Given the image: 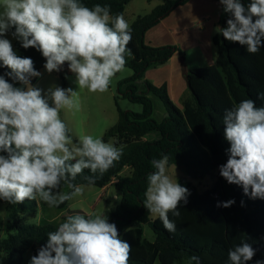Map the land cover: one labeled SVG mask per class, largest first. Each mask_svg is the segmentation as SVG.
Here are the masks:
<instances>
[{
	"label": "clouds",
	"instance_id": "1",
	"mask_svg": "<svg viewBox=\"0 0 264 264\" xmlns=\"http://www.w3.org/2000/svg\"><path fill=\"white\" fill-rule=\"evenodd\" d=\"M230 14L226 27H216L225 40L246 46L255 54L264 47V0H219ZM24 49L35 48L47 72H59L65 64L74 74L77 90L50 86L46 92L31 83L40 73L29 57L16 54L9 30ZM132 29L122 14L110 7H88L81 0H0V199L12 204L41 200L58 207L83 194L76 178L84 170L88 186H94L124 152L125 145L102 136L84 134L74 144L61 112H78V90L91 93L109 90L113 78L133 54L127 46ZM11 78L12 83L5 77ZM20 86L17 87L15 84ZM224 136L230 144L228 159L220 175L243 188L250 198L264 199V107L244 99L223 116ZM147 176L144 207L158 217L170 233L176 225L168 213L179 217L181 202L187 204L189 190L168 174L169 157L153 159ZM65 185L70 192L60 191ZM119 201V194L113 195ZM234 200L218 203L230 207ZM103 212L69 215L55 231L47 233V244L31 257L30 264H129L131 245L120 238L117 227ZM255 249L241 242L229 250L231 264H247ZM188 264H200L191 256ZM264 264V261H256Z\"/></svg>",
	"mask_w": 264,
	"mask_h": 264
},
{
	"label": "trees",
	"instance_id": "2",
	"mask_svg": "<svg viewBox=\"0 0 264 264\" xmlns=\"http://www.w3.org/2000/svg\"><path fill=\"white\" fill-rule=\"evenodd\" d=\"M131 1L81 0L88 7L107 5L112 15H124ZM162 1L150 14L139 16L130 26L132 39L127 47L133 55L126 57L125 67L132 69L133 74L120 81L118 90L123 97L142 105V111L119 110L117 124L103 139L113 140L117 146L125 145L124 152L94 186L111 185L121 194L119 205L111 213V223L116 225L120 238L131 245L129 264H184L193 255L199 257L200 264H231L229 250L241 242L255 249V256L247 264H256L258 260L264 261V199L250 198L241 186L229 184L220 175L219 168L226 163L230 148L224 136L225 111L249 98L257 107H264V47L252 54L246 46L225 40L222 34L215 36L216 64L186 71L189 92L180 109L171 100L166 85L157 87L144 79L149 69L166 64L177 52L185 58L184 50L177 46L155 47L146 42L148 30L190 0ZM241 3L247 7L250 0H241ZM229 18L230 14L224 12L221 28L227 26ZM13 31L8 33L12 35ZM14 45L20 52L18 56L31 58L37 71L46 63L39 51L24 49L15 37ZM8 71L0 67V75ZM5 78L12 83L11 78ZM151 96L161 99L168 110V115L160 121L153 117L155 108ZM152 134L157 137L153 138ZM165 154L169 165L183 168L187 178L179 183L190 192L187 204L181 202L179 217L168 213L176 225L174 233L167 231L158 217L152 219L143 205L147 176L154 171L151 161ZM126 170L129 172L124 175ZM90 175L86 169L74 183L88 186L85 177ZM208 178L213 184L200 190L195 183ZM229 200L235 203L230 207L217 206ZM0 201L8 210L7 219L0 226V264L4 260L7 264H24V255L29 250L33 256L37 255L47 244V233L55 231L57 226L26 221V214L38 212L37 200L26 199L19 204ZM69 202L58 208L66 207ZM144 224L152 229L153 240L145 236Z\"/></svg>",
	"mask_w": 264,
	"mask_h": 264
},
{
	"label": "rangeland",
	"instance_id": "3",
	"mask_svg": "<svg viewBox=\"0 0 264 264\" xmlns=\"http://www.w3.org/2000/svg\"><path fill=\"white\" fill-rule=\"evenodd\" d=\"M162 3V0H133L128 4L123 16L131 26L135 23L139 16L150 14ZM4 38L11 41L14 51L17 55H19L20 52L14 45V37L7 33ZM132 74V69L125 67L121 73H118L113 78L109 90L104 93H91L87 91V89L78 90L81 104L80 110L78 112H61V118L67 123L69 135L72 137L74 144L78 143L79 136L84 134L102 136L103 138L105 133L117 124L119 119V110H131L134 112L142 111V105L131 102L129 99L123 97L118 90L120 81L130 77ZM74 81V74L68 70L66 64V66H64L59 72H47L46 74L40 76L35 84V87L41 88L44 92H46L50 86H60L65 89L71 87L73 90H77V86ZM122 88L124 89V87ZM153 100L155 108L153 117L160 121L168 115V110L161 99L154 97ZM152 136L153 138L157 137L155 134H152ZM0 155L5 154L0 153ZM128 172L129 170H126L124 175L128 174ZM168 174L173 178L176 176L178 182L187 178L183 168L179 165H169ZM195 184L200 190H205L213 184V180L208 178ZM83 186V194L74 197L64 208L50 207L45 202L37 199L38 212L35 215L26 214V221L38 224L51 223L58 227V225L62 223L71 213L77 214L84 212L87 214H95L103 212L106 209L105 215L111 223V213L116 209L121 200L117 201L113 195L119 194L121 197V194L114 186H109L104 189L97 186ZM60 191L67 192L68 188L62 184ZM7 216V205L0 201V226L5 223ZM151 218L155 219L152 216ZM143 228L145 236L148 239L153 240L154 233L149 224H144ZM2 234L5 235L4 230L2 231ZM32 256L33 254L29 250L24 255V264H30ZM3 264H7L5 260ZM156 264L160 263L157 262ZM184 264H188V262H185Z\"/></svg>",
	"mask_w": 264,
	"mask_h": 264
},
{
	"label": "crops",
	"instance_id": "4",
	"mask_svg": "<svg viewBox=\"0 0 264 264\" xmlns=\"http://www.w3.org/2000/svg\"><path fill=\"white\" fill-rule=\"evenodd\" d=\"M223 14L219 0H190L146 33L149 45H174L186 53L183 59L177 52L166 64L151 68L145 74V79L153 85H166L171 100L180 109L183 98L189 92L186 71L216 63L217 49L213 40L220 35L215 29L221 28Z\"/></svg>",
	"mask_w": 264,
	"mask_h": 264
},
{
	"label": "water",
	"instance_id": "5",
	"mask_svg": "<svg viewBox=\"0 0 264 264\" xmlns=\"http://www.w3.org/2000/svg\"><path fill=\"white\" fill-rule=\"evenodd\" d=\"M38 72L40 73V76H42V75H44V74L47 73V70H46L45 67L43 66L42 68H40V69L38 70ZM40 76H39V77H40ZM39 77H32V78H31V83H32L33 86H35V84H36L37 80L39 79Z\"/></svg>",
	"mask_w": 264,
	"mask_h": 264
}]
</instances>
